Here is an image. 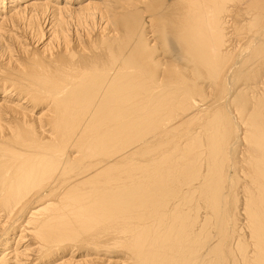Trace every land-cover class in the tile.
I'll list each match as a JSON object with an SVG mask.
<instances>
[{"label":"bare ground","instance_id":"obj_1","mask_svg":"<svg viewBox=\"0 0 264 264\" xmlns=\"http://www.w3.org/2000/svg\"><path fill=\"white\" fill-rule=\"evenodd\" d=\"M0 264H264V0H0Z\"/></svg>","mask_w":264,"mask_h":264}]
</instances>
